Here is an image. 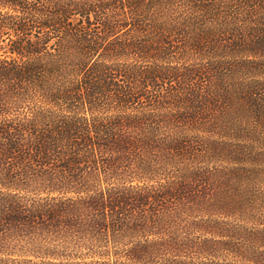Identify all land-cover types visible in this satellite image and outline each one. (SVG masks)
Listing matches in <instances>:
<instances>
[{
	"label": "trees",
	"instance_id": "trees-1",
	"mask_svg": "<svg viewBox=\"0 0 264 264\" xmlns=\"http://www.w3.org/2000/svg\"><path fill=\"white\" fill-rule=\"evenodd\" d=\"M0 264H264V0H0Z\"/></svg>",
	"mask_w": 264,
	"mask_h": 264
}]
</instances>
